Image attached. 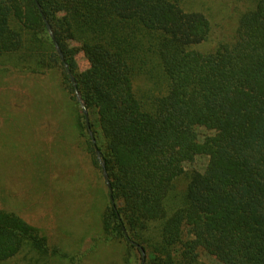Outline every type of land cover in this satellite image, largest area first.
Segmentation results:
<instances>
[{
  "label": "trees",
  "instance_id": "1",
  "mask_svg": "<svg viewBox=\"0 0 264 264\" xmlns=\"http://www.w3.org/2000/svg\"><path fill=\"white\" fill-rule=\"evenodd\" d=\"M227 1L0 0V87L30 77L26 93L87 153L103 186L93 243L120 246L121 264H140V248L144 264H264V0ZM218 15L234 24L214 42ZM196 157L206 167L186 174ZM53 258L74 259L0 209V264Z\"/></svg>",
  "mask_w": 264,
  "mask_h": 264
},
{
  "label": "rangeland",
  "instance_id": "2",
  "mask_svg": "<svg viewBox=\"0 0 264 264\" xmlns=\"http://www.w3.org/2000/svg\"><path fill=\"white\" fill-rule=\"evenodd\" d=\"M213 23L216 42L230 34L234 17L215 16ZM75 58L79 72L88 71L83 54ZM11 77L0 87V209L38 229L50 250L74 257L53 258L50 264H121L120 246L93 243L101 234L102 201L94 195L103 187L98 170L84 150L63 141L59 127L64 120L53 108L45 111L43 97L26 93L34 87L31 78ZM206 164V158L196 157L184 172H202ZM199 259L220 264L206 254Z\"/></svg>",
  "mask_w": 264,
  "mask_h": 264
},
{
  "label": "water",
  "instance_id": "3",
  "mask_svg": "<svg viewBox=\"0 0 264 264\" xmlns=\"http://www.w3.org/2000/svg\"><path fill=\"white\" fill-rule=\"evenodd\" d=\"M47 26V30H48V33H49V36L51 38V40L53 41V44H54V49L60 59V61L64 64V67L65 69L67 70L68 74H69V77H70V81L72 83V86H73V90H74V96L77 100V102L79 103V106L81 108V112L83 114V117H84V120H85V126L88 130V135L89 137L91 138V141H92V144H93V147H94V151H95V157H96V160L100 166V169H101V175H102V179L104 181V184L108 190V193H109V201L111 204H113V198H112V190H111V187H110V184H109V181H108V178H107V173H106V170H105V163L104 161L101 159V155H100V152L98 151L96 145H95V140L93 139V135H92V132L90 131V126H89V117H88V113H87V110L85 108V105L84 103L81 101V97L76 89V83H75V80L74 78L71 76V73L69 72L68 70V67L67 65L65 64L64 62V58H63V54L62 52L60 51L57 43L55 42L54 40V37H53V34H52V31H51V28L49 27L48 24H46ZM137 247V246H136ZM140 255H141V259H140V264H144V261H145V253L144 251L140 248Z\"/></svg>",
  "mask_w": 264,
  "mask_h": 264
}]
</instances>
